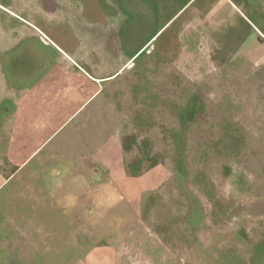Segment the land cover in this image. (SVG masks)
Segmentation results:
<instances>
[{
	"label": "rangeland",
	"instance_id": "obj_1",
	"mask_svg": "<svg viewBox=\"0 0 264 264\" xmlns=\"http://www.w3.org/2000/svg\"><path fill=\"white\" fill-rule=\"evenodd\" d=\"M50 1L56 13L44 0H0V84L7 93L30 85L40 68L68 55L83 71L104 74L131 59L104 80L100 95L117 105L125 172L101 185L110 177L107 165L67 160L69 172L58 176L78 166L92 198L29 217L28 233L27 217L10 208L24 202L5 198L9 182L0 191V264H264V129L247 124L250 113L264 117V64L236 52L250 33L263 42L264 0ZM188 18L199 24L184 36ZM189 42L232 49V59L219 62L220 70L206 62L195 76L174 58L158 65L161 47L176 52ZM249 47H256L252 38ZM246 63L248 81L209 77ZM21 70L27 74L16 81ZM29 175L19 173L22 182ZM87 183L76 181L81 200Z\"/></svg>",
	"mask_w": 264,
	"mask_h": 264
},
{
	"label": "crops",
	"instance_id": "obj_2",
	"mask_svg": "<svg viewBox=\"0 0 264 264\" xmlns=\"http://www.w3.org/2000/svg\"><path fill=\"white\" fill-rule=\"evenodd\" d=\"M199 12L197 9L194 19L200 22ZM192 23L190 18L182 21L180 29L181 32L184 31V36L190 34L189 30L196 29L198 22ZM211 23L214 22L211 21ZM199 33L195 35L197 38ZM256 34L257 32L246 35V41L238 43L236 52L249 56L255 66L260 67L264 64V52H262L264 39L260 43L261 39ZM250 38L256 44V47L252 49L249 47ZM238 39L241 41L240 38ZM195 42H197L196 38ZM189 44L193 46L184 45L182 50L179 49L176 52H172L168 45L161 47V55L165 61L162 60L158 65H165L169 59L174 58L177 60V66H181L182 72L190 65L192 75L195 76L196 69L204 70L211 64L214 69L225 68L219 62L225 63L231 58L232 49L217 51L213 50L209 44L200 42H189ZM86 55L89 57L88 53ZM67 57L71 60L75 58L69 55ZM75 60L80 61L77 58ZM57 61L59 63H55L56 67L62 69H51L48 63L49 68H40L38 77L30 78L34 79L30 85L28 83L25 86L14 84L13 91L7 93V89L2 88L0 84V191L9 182H15L10 190L6 191L5 198L24 202L22 205L12 203L10 208L14 211H22V216L27 217V221L25 220V224L22 225V230L26 233L32 230L30 223L33 224V221L29 217L43 218L47 216L49 208L62 211L65 207H72L76 203L83 204L88 201V198H92L89 194L92 186L90 180L85 181L79 171L76 172L79 170L78 166L68 177L64 175L62 179L58 176L64 170L69 172V167L66 168L67 160L79 162L80 159L91 158L94 163L107 165L111 169L110 177H107L101 185L110 183L113 175L125 172V169L121 168L122 151L115 141L114 133L117 124V105L111 103L112 99L107 94L103 100L100 99V95L104 80L114 77L127 63L129 68L132 64L131 59L122 65L119 64L115 73L108 74L97 72V70H65L64 67L73 69L72 63L65 61V58L57 59ZM89 61L92 67H95L94 59L90 57ZM206 62L207 67L204 65ZM246 65L248 64L238 69H227L221 72V75L220 72L213 75L211 71L209 77L210 79L248 81ZM148 71L151 72L150 69ZM21 72L15 75L16 81L23 80L24 75L27 74L23 73V70ZM251 81L255 82L253 79ZM261 81L263 82V79L259 82ZM108 88L110 93L113 86ZM247 118L248 125L251 123L254 129L262 132L264 117L250 113ZM23 168L30 171L31 176L29 175L28 179L22 182L19 173ZM33 169L38 170L35 178L32 177ZM43 170L56 171L57 175L44 176ZM94 171L96 172V169ZM76 181L81 182L82 185L88 182L87 186L84 185L87 194L86 192L82 194L84 196L82 200L80 192L73 191L78 186ZM18 184L22 185L23 191L17 190L20 189L15 187ZM84 186H82L83 189ZM48 202H51L50 207Z\"/></svg>",
	"mask_w": 264,
	"mask_h": 264
},
{
	"label": "flooded vegetation",
	"instance_id": "obj_3",
	"mask_svg": "<svg viewBox=\"0 0 264 264\" xmlns=\"http://www.w3.org/2000/svg\"><path fill=\"white\" fill-rule=\"evenodd\" d=\"M51 3V1L50 0H44V6L46 7V8H50V9H52V12L53 13H56V11L58 10V5L56 6L55 4L53 5V3H52V5H50V3ZM14 16H16V17H18V18H21L20 17V15H16V14H14ZM41 18V17H40ZM42 19V18H41ZM46 19V18H45ZM57 19V18H56ZM50 20V22L51 23H53V20L54 19H49ZM69 61V62H71L72 63V67H73V69L75 70L76 68H78V69H76V70H81V71H83V64H81V62L80 61H78L77 62V66H73V61H71V59L70 58H68V57H65V61ZM70 63V64H71ZM75 63V62H74ZM46 65H48V63L46 64ZM57 67H56V64L55 65H53L52 67H51V69H56ZM58 69V68H57ZM61 69V68H60ZM85 70V69H84Z\"/></svg>",
	"mask_w": 264,
	"mask_h": 264
}]
</instances>
